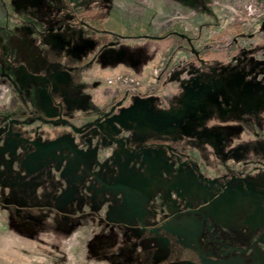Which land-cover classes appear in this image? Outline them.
<instances>
[{
    "label": "rangeland",
    "instance_id": "1",
    "mask_svg": "<svg viewBox=\"0 0 264 264\" xmlns=\"http://www.w3.org/2000/svg\"><path fill=\"white\" fill-rule=\"evenodd\" d=\"M120 1L135 25V32L148 21L149 12L154 9L158 13L154 23L161 29H154L153 35L164 34L161 25L168 24V30H179L190 37L195 49L209 60L229 58L242 46L264 44V0ZM12 23L20 25L22 21L13 19L9 26ZM21 25L17 29L12 27L14 33L6 39L9 46L16 44V39L24 44L21 58L11 59L5 54L6 63H0V115H18L14 123L6 122V117L0 120V264H162L164 260H168L165 264H181L179 256L171 255L167 239L166 243L157 244L153 239L160 235H169L173 240L190 233L202 235L203 221L211 215L208 212L217 211L223 217H231L235 211L234 199L213 202L195 215L194 212L192 215L175 213L176 221L161 227L164 233H150L145 238L148 224L143 217L152 210L146 209L143 203L155 198V205L160 207L162 200L157 198L160 195L154 193L158 188H165L157 177L159 169L152 165L144 168L143 162L149 159V152L141 160L140 155L130 156L126 151L124 160L116 154L124 143L120 146L113 138L103 139L99 132L102 129L109 136L128 137L135 131L139 133L136 140L147 143L161 141L160 135L167 132L190 136L197 127V119H204V114H208L210 103H229L226 90L230 86L239 90L234 97L244 106L250 107L263 99L244 95L250 87L241 85L237 77L228 81L222 77L204 84L199 83V78L192 79L195 74L187 63L195 60V55L186 39L160 44L137 39L103 49H100L103 44H96L93 54L84 56L80 64L94 56L93 66L85 67L84 74H77L68 68L79 65L73 61L72 65L58 66L63 70L59 72L58 68L53 69L54 65H44L40 49L26 50L35 43L36 33L28 30L29 25ZM18 29L22 33L19 34ZM40 31L37 32L39 37L50 38L48 32ZM58 41L55 38L51 43ZM257 57L263 59L262 54ZM181 66L186 70L176 78L173 71ZM10 71L16 73L20 86L13 87L7 80ZM60 73L68 82L59 80ZM34 85L47 92L52 89L51 96L42 92L33 97L15 93V89L32 91ZM69 85L81 91L83 98L63 97L62 88ZM180 89H185L180 99L182 105L174 108L176 103L171 101ZM134 90L142 93V97L155 94L159 101L162 99L161 104L157 103V107L154 97L145 100L139 95L134 99ZM128 91L122 108L98 115L111 100ZM11 108L15 111H5ZM213 136L223 137L218 133ZM133 140L130 135L135 146ZM178 153L182 159L187 158L180 151ZM111 156L114 157L111 161L114 176L99 173L95 158L108 160ZM52 180L69 189L76 199L56 210L48 209L50 205L47 208L31 204L28 208L34 210L20 213L23 200L12 205L15 209L3 206V196H11V187L19 188L17 195L26 197L35 192L44 193L53 184ZM91 190L85 198L86 191ZM250 196L244 194L236 198L237 211L247 207L245 199ZM42 207L46 209L36 210ZM160 210L164 211L161 207ZM171 210L167 208L165 212L168 214ZM131 219L137 222L132 224ZM129 239L134 241L130 243ZM143 247L151 252L143 251ZM130 250L134 254L130 252L123 257V252ZM114 253L122 261H112Z\"/></svg>",
    "mask_w": 264,
    "mask_h": 264
},
{
    "label": "flooded vegetation",
    "instance_id": "2",
    "mask_svg": "<svg viewBox=\"0 0 264 264\" xmlns=\"http://www.w3.org/2000/svg\"><path fill=\"white\" fill-rule=\"evenodd\" d=\"M0 1L7 12L6 27L9 31L7 39L11 36L12 27L17 29L19 26H23L22 23L29 25L30 29L28 30L36 33V35L35 43L26 50L36 51L40 49L41 56L45 61L44 65H54V70L58 66L72 65L71 61L75 64H82L81 60L84 56L93 54L96 44H103L100 47L103 49L107 46L114 48L112 47L114 44L127 43L130 40L137 41V39L147 41L149 44L151 42H158L159 44L163 41L172 42L173 39L176 41L186 39L190 50L195 55V60L187 63L193 69L191 72L195 74L192 79L199 78V83L204 84L214 79H222V77L227 81L237 77L240 79L241 85L250 87L244 95L262 98L263 100H260L258 104L250 107L244 106L242 103L239 104L237 98L234 97L239 90H234L233 85L230 86L229 90H226L229 95V103H210L208 114H204V119H197L195 124L197 127L190 136L180 132L176 134L167 132V134L160 135L162 136L161 141L147 143L145 141L138 142L136 136L139 133L131 131L130 135L134 139L133 144H136L134 146L130 141V135L128 137H121L120 134L109 136L102 129L99 133L103 139L113 138L120 146L124 143L122 149L120 148L123 151L118 149L116 153L121 155L124 160L126 153L134 157L140 155L141 160H144L145 154L149 152V159L143 162L144 168H149L152 165L154 169H159L157 177L159 183L165 184V188H158L154 195H160V197L157 195V198L162 200L159 205L164 211L155 205L157 202L155 198L150 203H143L146 209L152 210L149 211L150 216L145 215L143 217L144 222L148 224L144 232L146 237H149L150 233H164L161 227L166 225L176 214L184 215L185 212L189 211L197 214L200 210L204 211L203 209L213 202L234 199L233 205L236 209L234 208L235 211L231 217H223L222 213L217 214V211L208 212L211 215L207 221H203L205 227L199 241L200 248L185 251L176 245L178 237L173 240L169 235L166 237L165 235L157 236L153 241L157 244L159 240L167 239L171 247V255L179 256L182 260L181 264H205L209 262L215 264H264V213H260V211L264 212V44L242 46L238 53H234L229 58L209 60L202 57L195 49L190 37L185 36L179 30H168L170 28L168 24L161 25L164 34L153 35L154 29L159 28L154 23L158 18V13L154 9L149 12L148 21L135 32V25L132 19L125 14L124 5L120 0ZM13 19L18 22L22 21V23H19L20 25L12 23L9 26ZM40 29L48 32L50 38L39 37L37 32H41ZM55 38L59 40L58 43H51ZM120 38H125V40H120ZM104 39L109 41L101 43L100 40ZM15 43L17 45L14 48L10 46L5 51L4 57H0V63H6L5 54L9 55L11 59L21 58L20 52L25 49V46L20 44L18 39L15 40ZM34 53L37 55L36 52ZM260 54L263 56L262 60L257 57ZM94 58L93 56L83 65L68 68L77 74H84L86 72L84 71L85 67L93 66ZM185 70V67L181 66V68L174 70L173 74L178 78ZM62 71L59 70V72ZM63 79L64 75L60 73L59 80L62 81ZM7 80L13 83V87L20 86L15 72L10 71L7 74ZM64 80L68 82L67 78ZM203 80L205 81L202 82ZM15 90L17 94L27 93L31 97L33 95L40 96L41 92L49 96L52 93V89L47 92L41 88L37 89L35 85L32 91ZM184 90L180 89V92H176L177 95H173L174 99L171 103H176L174 108L181 107L180 99ZM61 92L63 97H68L71 100L76 97L83 98L81 91L76 90L71 85L67 88L64 86ZM133 92L134 99L138 98L139 95H141L139 98L145 100L154 97L156 106L158 107L157 103L159 102L161 104L162 99L159 101L155 94L150 96L144 94L146 97H142V93L136 90ZM129 93L130 91L117 97L116 100H111L107 106L100 110L98 115L104 114V111H117L122 108L123 103H125L124 98ZM115 106L117 107L116 110H114ZM4 117H6V122L14 123L18 115L11 116L10 113H3L0 115V120ZM11 126L16 127L14 124ZM199 127H202L201 131ZM216 133L223 137H214L213 134ZM116 137L117 139H114ZM179 151L187 158L182 159ZM113 158L112 156L108 160L95 158L94 163L98 172H103L102 174L106 176H114L113 171H111L114 168L113 163H111ZM130 163L134 165V161ZM87 172L91 171L88 170ZM185 182L187 183L184 186ZM11 189V196H3L2 204L5 208L15 209V206L12 207V205L22 203L23 200L25 203L20 213L34 210L28 208L31 204H40L47 208V205H50L48 209L56 210L61 205H66L76 199V195L68 192L69 189L55 184V182L50 184L44 193L35 192L26 197L17 195L19 188L11 187ZM91 192L92 190L86 191L85 198L87 193ZM114 193H117L116 189ZM244 194L251 195L249 199H245L247 207L237 211L239 205L236 198H240ZM167 208L172 209L168 214L165 212ZM247 208L250 209V212L246 211ZM44 209L46 208H36L39 212ZM130 222L133 224L137 221L131 219ZM119 225L123 224L120 223ZM146 246L147 248L150 247L149 244ZM146 251L151 252L150 249ZM167 262L168 260H164L162 264Z\"/></svg>",
    "mask_w": 264,
    "mask_h": 264
},
{
    "label": "trees",
    "instance_id": "3",
    "mask_svg": "<svg viewBox=\"0 0 264 264\" xmlns=\"http://www.w3.org/2000/svg\"><path fill=\"white\" fill-rule=\"evenodd\" d=\"M192 213H193V211H189V212H185L184 213V215H192ZM195 213H193V215H194ZM175 216V215H174ZM176 221V217H172L171 218V220L170 221H168L169 222V224L170 223H173V222H175ZM168 225V224H167ZM169 227V226H168ZM133 228V227H132ZM163 229V228H162ZM145 235V238H146V234H144ZM200 239H201V235H198V236H193L192 235V233H190V234H188V235H185V236H180V238H179V236H178V238H177V240H176V245L177 246H179V247H181V248H183V250H191V251H193L195 248H197L198 249V247L200 248V243H199V241H200ZM134 240L133 239H129L128 240V242H133ZM158 242H163V243H166V241L165 240H159ZM168 244H169V242H168ZM146 245V244H145ZM170 245V244H169ZM175 245V246H176ZM143 251H145L146 252V250H145V247H143ZM130 252H133V251H125V252H123V257L124 256H126V254H129ZM133 254H134V252H133ZM112 261H115V262H120V261H122L121 260V258L118 256V257H116V255H115V253L114 254H112ZM145 261H146V259H145Z\"/></svg>",
    "mask_w": 264,
    "mask_h": 264
},
{
    "label": "crops",
    "instance_id": "4",
    "mask_svg": "<svg viewBox=\"0 0 264 264\" xmlns=\"http://www.w3.org/2000/svg\"><path fill=\"white\" fill-rule=\"evenodd\" d=\"M6 22H7V12L4 9V6H2V2L0 1V57L4 56L5 51L10 47L9 44H7V40H6L7 39V36H8V33H9V31H8V29L6 27ZM12 32L14 33V30H12ZM20 32H21V29L19 30L18 33L20 34ZM3 42L4 43L6 42V43L5 44H2ZM16 45L17 44H12L11 45V48L12 47H15ZM22 45H24V44H22ZM19 46H21V45H19ZM18 109L21 110V108H17V110ZM5 111L6 112H13L15 110H14V108H11L9 110L6 109Z\"/></svg>",
    "mask_w": 264,
    "mask_h": 264
}]
</instances>
